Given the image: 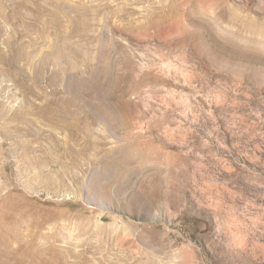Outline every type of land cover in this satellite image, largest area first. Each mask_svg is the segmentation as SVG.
Listing matches in <instances>:
<instances>
[{"label": "rangeland", "instance_id": "1", "mask_svg": "<svg viewBox=\"0 0 264 264\" xmlns=\"http://www.w3.org/2000/svg\"><path fill=\"white\" fill-rule=\"evenodd\" d=\"M0 264H264V0H0Z\"/></svg>", "mask_w": 264, "mask_h": 264}]
</instances>
